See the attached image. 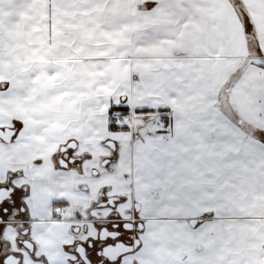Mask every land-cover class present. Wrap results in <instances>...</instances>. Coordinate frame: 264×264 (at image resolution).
<instances>
[{
  "label": "snow or ice",
  "instance_id": "6c2138e0",
  "mask_svg": "<svg viewBox=\"0 0 264 264\" xmlns=\"http://www.w3.org/2000/svg\"><path fill=\"white\" fill-rule=\"evenodd\" d=\"M0 264H264V0H0Z\"/></svg>",
  "mask_w": 264,
  "mask_h": 264
}]
</instances>
